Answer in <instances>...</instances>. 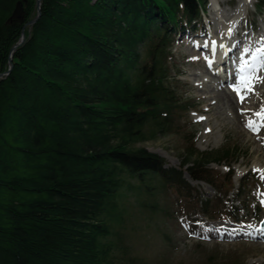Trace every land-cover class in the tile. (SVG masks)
I'll return each instance as SVG.
<instances>
[{"label": "trees", "instance_id": "trees-1", "mask_svg": "<svg viewBox=\"0 0 264 264\" xmlns=\"http://www.w3.org/2000/svg\"><path fill=\"white\" fill-rule=\"evenodd\" d=\"M208 1L42 0L10 65L37 0H0V73L11 68L0 77V264H114L129 195L152 207L141 197L156 181L187 196L186 174L232 182L237 146L201 152L192 141L167 167L142 145L195 107L168 80L180 32L201 29ZM213 162L231 173L219 179ZM209 203L196 201L206 216Z\"/></svg>", "mask_w": 264, "mask_h": 264}, {"label": "rangeland", "instance_id": "rangeland-1", "mask_svg": "<svg viewBox=\"0 0 264 264\" xmlns=\"http://www.w3.org/2000/svg\"><path fill=\"white\" fill-rule=\"evenodd\" d=\"M206 9L202 29L180 32L168 80L195 107L181 121L178 131L159 135L142 145L163 157L167 167L181 165L183 152L192 141L201 152L237 146L240 154L230 160L233 180L219 189L186 174L193 196L173 187L159 188L156 181L150 186L155 195L141 197L156 208L155 212L151 210L153 206L142 207L137 197L129 195V213L115 226L118 233L113 235L114 264H264V241L246 235L264 226V206L260 203V194L264 193V129L253 133L245 126L264 106V82L256 84L254 93L247 94L243 103L233 98L240 105L234 103L232 110L220 106L217 98L223 90L232 91L230 85L237 82L241 59L250 67L264 61L257 51L264 48V7L257 0H209ZM225 36L238 42L225 69L227 80L221 78V64H213V50ZM258 75L264 80V71ZM241 109L247 111L242 114ZM227 164L213 162L209 166L219 179H225L231 173ZM199 198L210 202L208 216L196 205ZM206 228L224 230L229 235L221 238L216 235L218 231H205Z\"/></svg>", "mask_w": 264, "mask_h": 264}, {"label": "snow or ice", "instance_id": "snow-or-ice-1", "mask_svg": "<svg viewBox=\"0 0 264 264\" xmlns=\"http://www.w3.org/2000/svg\"><path fill=\"white\" fill-rule=\"evenodd\" d=\"M205 47H207V44H205ZM247 51L248 50H245V53H247ZM257 51L264 54V49H258ZM257 59L259 58L257 57ZM261 71H264V61H261L256 67H250L248 61L241 59L240 67L238 68L239 75L237 82L234 85H230V87H232V90L236 92L237 97L241 103L245 101L247 94L254 93L256 84L264 82V80H261V77L258 75V73ZM246 111L247 110L245 109H241L242 114H244ZM253 115L255 119H248L245 126L253 133H259L261 129H264V106H262L259 111L253 113ZM201 119L203 118L201 117ZM261 179H264V175L261 176ZM260 196L262 197L260 199V203L262 206H264V193H261ZM197 224H200V222L197 221ZM209 230L221 232V238H223V232L221 230L207 228L205 229V231ZM256 234L264 237V227L257 229ZM193 235L199 234L193 233ZM246 235L252 236L253 234L247 233ZM203 238L207 239V236H204Z\"/></svg>", "mask_w": 264, "mask_h": 264}, {"label": "bare ground", "instance_id": "bare-ground-1", "mask_svg": "<svg viewBox=\"0 0 264 264\" xmlns=\"http://www.w3.org/2000/svg\"><path fill=\"white\" fill-rule=\"evenodd\" d=\"M262 16V15H261ZM261 35H262V44L264 45V26L262 27V31H261ZM199 37V36H198ZM232 38H226L223 37L222 40H219L217 41L216 43V49L213 50L215 54V62H213V64L215 65H219L221 64L222 66V70L224 71L223 72V75H222V79L223 80H227V75L224 74L225 73V69L228 67V63H229V58L230 56H232V54L234 53L235 51V48L236 46L238 45V42L234 41V40H230ZM209 47V46H208ZM264 49V48H263ZM259 54V53H258ZM212 55V54H211ZM262 56H264V54H262ZM259 58L261 59V57L259 56ZM264 58V57H263ZM246 59V58H245ZM264 60V59H263ZM261 61V60H260ZM231 62V61H230ZM230 64V63H229ZM232 67V66H231ZM227 70V69H226ZM235 70V69H234ZM236 72V71H235ZM221 73V72H220ZM236 94L235 92L232 90H223V93H221L219 96H217V98L219 99V105L222 106L223 108L225 109H230L232 110L234 108V99H236ZM234 98V99H233ZM238 101H236L235 104H238L240 105L239 103H237ZM237 105V107H238ZM237 115V114H235ZM257 226V225H256ZM255 226V227H256ZM252 227V226H251ZM264 227V226H263ZM254 228V227H253ZM223 232V235L224 236H227L229 235L228 232L224 231V230H221ZM253 235L252 236H256V238H259L260 241H264V237L262 236H259L256 234V230L253 231ZM216 235H221V232H218L216 233Z\"/></svg>", "mask_w": 264, "mask_h": 264}, {"label": "water", "instance_id": "water-1", "mask_svg": "<svg viewBox=\"0 0 264 264\" xmlns=\"http://www.w3.org/2000/svg\"><path fill=\"white\" fill-rule=\"evenodd\" d=\"M41 1L42 0H37V7H38L37 15L31 21H29L27 24L24 25V29H23V32H22L21 39L12 49V54H11V57H10V60H9L10 65H12L13 53L15 52L17 47L20 44L24 43L25 40H26L25 28L27 27V25L32 26L37 21V19L40 17V15H41ZM24 11H25L24 10V3H23V1H19L17 3V6H16L15 10H14L13 17L17 18V19H22L23 15H24ZM10 70H11V68L8 71L4 72V73H0V77L8 75L10 73Z\"/></svg>", "mask_w": 264, "mask_h": 264}]
</instances>
